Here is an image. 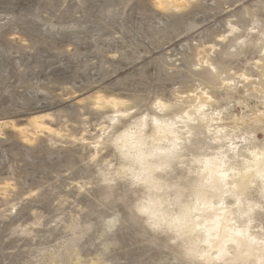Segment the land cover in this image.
<instances>
[{"label": "rangeland", "instance_id": "374dc122", "mask_svg": "<svg viewBox=\"0 0 264 264\" xmlns=\"http://www.w3.org/2000/svg\"><path fill=\"white\" fill-rule=\"evenodd\" d=\"M155 120L179 140L146 179L122 136L150 154ZM216 158L244 177L249 218L225 203L264 248L246 174L264 162V0H0V264H264L207 261L145 211L181 214Z\"/></svg>", "mask_w": 264, "mask_h": 264}, {"label": "bare ground", "instance_id": "6f19581e", "mask_svg": "<svg viewBox=\"0 0 264 264\" xmlns=\"http://www.w3.org/2000/svg\"><path fill=\"white\" fill-rule=\"evenodd\" d=\"M107 103L114 107L117 106L115 101H107ZM154 123L157 135L152 144L154 151L150 154L144 151L148 146L145 141L136 140L133 142L134 136L130 133L122 136V140H127L124 146H135L136 158L143 168L139 176H145L146 179L155 170L147 166V158L152 157L153 153L160 150L158 144L166 145L160 154L163 156L159 159L167 160L176 155L179 140V132L174 129L173 125H169L167 122H165L167 124H163L157 120ZM202 170L201 191L194 195L193 204L185 206L181 214L169 219V216L160 210V204L147 207L146 213L153 219L169 220L170 226L178 232L199 237L198 244L203 246V254L207 261H223L235 256L238 258L257 257L256 254L264 253V248L259 249L258 247L260 240L256 237V233L252 234L254 232L249 230L248 225H239L237 218L234 217V210H231L225 203L226 198L230 197L238 203L235 212H241L239 214L246 217L250 214L251 209L244 208V199H242L244 177L232 174L233 172L231 173V169L222 158L205 160ZM247 173H251V178L255 176L259 178L264 186V162L255 160L254 163H250ZM216 198L217 201H215ZM195 245L198 246L196 243ZM194 248L197 249V247ZM260 259L257 258V260Z\"/></svg>", "mask_w": 264, "mask_h": 264}]
</instances>
